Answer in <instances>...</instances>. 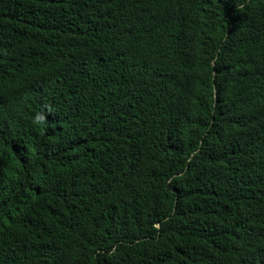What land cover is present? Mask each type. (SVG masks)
I'll return each mask as SVG.
<instances>
[{"label": "trees", "instance_id": "trees-1", "mask_svg": "<svg viewBox=\"0 0 264 264\" xmlns=\"http://www.w3.org/2000/svg\"><path fill=\"white\" fill-rule=\"evenodd\" d=\"M0 264H264V0H0Z\"/></svg>", "mask_w": 264, "mask_h": 264}, {"label": "clouds", "instance_id": "clouds-1", "mask_svg": "<svg viewBox=\"0 0 264 264\" xmlns=\"http://www.w3.org/2000/svg\"><path fill=\"white\" fill-rule=\"evenodd\" d=\"M45 121H46V117L41 113H37L34 117L33 124L41 125L44 124Z\"/></svg>", "mask_w": 264, "mask_h": 264}]
</instances>
